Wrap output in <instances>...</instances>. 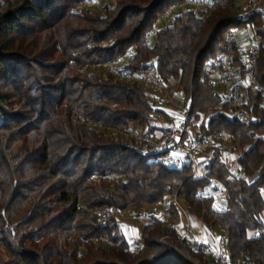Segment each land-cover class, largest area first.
Here are the masks:
<instances>
[{
  "label": "trees",
  "instance_id": "trees-1",
  "mask_svg": "<svg viewBox=\"0 0 264 264\" xmlns=\"http://www.w3.org/2000/svg\"><path fill=\"white\" fill-rule=\"evenodd\" d=\"M182 1L116 0L102 12L80 8L84 0H0V264H215L182 245L169 250L158 223L141 222L132 249L121 217L98 222L99 209L137 213L176 193L205 227L229 230L235 263L248 255L264 264V237L255 236L264 226V53L261 89L248 92L251 115L240 123L202 76L229 28L244 24L226 0L209 14L182 11L149 39L157 18ZM135 44L131 75L155 61L168 85L183 89L204 133L235 137L236 166L211 147L205 167L229 189L226 213L196 198L208 180L189 167L170 169L106 137L131 123L153 130L154 115L164 113L142 84L90 70Z\"/></svg>",
  "mask_w": 264,
  "mask_h": 264
},
{
  "label": "built area",
  "instance_id": "built-area-1",
  "mask_svg": "<svg viewBox=\"0 0 264 264\" xmlns=\"http://www.w3.org/2000/svg\"><path fill=\"white\" fill-rule=\"evenodd\" d=\"M115 1L84 0L80 8L87 7L104 12L110 9ZM223 1L226 0H184L171 5L155 21L149 39L162 26L172 24L175 16L182 11L192 9L200 14H209ZM232 2L237 12L236 19L243 23L244 27L234 25L229 28L225 34L223 48L215 57L208 60L202 80L222 103L231 106L232 116L242 123L251 115V99L248 92L261 89L257 83V76L259 58L264 53V0ZM137 49L138 45L135 44L127 54L115 62L97 64L90 67V70L109 73L121 79H132L142 84L149 91L155 111L164 112L165 122L161 121L159 127L152 124L153 130L144 131L133 123L124 130L109 128L105 132L106 137L123 138L124 144L130 149L170 169L181 170L189 167L191 176L208 180V184L196 194V198L212 200L214 212L226 213L234 207L229 189L222 181L210 176L205 167L208 150L211 147H220L228 153H233L235 137L224 131L204 133L201 128L192 132V104L182 102L183 89L171 88L159 75L155 61L140 68L134 75L126 68V64ZM173 209L180 214V219L173 217ZM126 212L108 206L97 211V219L98 222L106 224L112 222L115 217L125 219ZM135 214L137 215L134 216V221L155 222L167 231L160 242L169 250L179 252L178 245H182L202 254L215 264H252L248 255H243L237 263L234 262L229 248L230 232L227 228L218 226L220 235L215 240L200 236L194 230L189 202L178 193L166 196L164 200ZM255 236L264 237V226ZM138 239L137 236L129 238L130 248L134 249L137 246ZM92 241L107 247L114 246L112 240L105 238L96 237Z\"/></svg>",
  "mask_w": 264,
  "mask_h": 264
},
{
  "label": "rangeland",
  "instance_id": "rangeland-1",
  "mask_svg": "<svg viewBox=\"0 0 264 264\" xmlns=\"http://www.w3.org/2000/svg\"><path fill=\"white\" fill-rule=\"evenodd\" d=\"M163 25H165L164 23H162ZM164 113H159V114H155L154 118L152 120V124H156V123H160L161 121L165 122ZM167 119V118H166ZM202 120H193L191 122V131L195 132L196 131V127H199V125L201 124ZM218 150H221V158L222 160H224L227 163L232 164V166H236V163L234 162L236 159L237 154L239 153L238 150L234 151L233 153H228V151L224 150L223 148L220 147H216ZM233 157H235V159H233ZM137 214H135V212H126L125 217L128 220H131L132 222L134 221V216H136ZM192 216V215H191ZM122 219V218H121ZM192 220H193V225H194V230L202 237H208L209 238V233H211V228L208 229L207 227H205L201 220H199L198 218H196L195 216H192ZM141 226V221H138V227ZM212 230L214 231V233L212 234L215 238L220 235V230L219 227H214L212 228ZM137 232V231H136ZM139 236V235H138ZM137 236V237H138Z\"/></svg>",
  "mask_w": 264,
  "mask_h": 264
},
{
  "label": "crops",
  "instance_id": "crops-1",
  "mask_svg": "<svg viewBox=\"0 0 264 264\" xmlns=\"http://www.w3.org/2000/svg\"><path fill=\"white\" fill-rule=\"evenodd\" d=\"M155 126L159 127L160 123H156ZM199 128H201L200 125H199V127H196V130H198ZM122 225H123V227H122L123 231L125 232V234L127 235L128 238H133V237H136V236L139 235L138 222H136V221L132 222L131 220L126 219V217H125V219H122ZM213 233H214V231L211 229V233H209V239H211V240H215L216 239L212 235Z\"/></svg>",
  "mask_w": 264,
  "mask_h": 264
},
{
  "label": "snow or ice",
  "instance_id": "snow-or-ice-1",
  "mask_svg": "<svg viewBox=\"0 0 264 264\" xmlns=\"http://www.w3.org/2000/svg\"><path fill=\"white\" fill-rule=\"evenodd\" d=\"M93 2H94V0H93ZM179 125H177V127H178ZM170 127V126H169ZM175 155V154H174ZM233 159H235V157H233ZM204 243H207V241H204Z\"/></svg>",
  "mask_w": 264,
  "mask_h": 264
}]
</instances>
